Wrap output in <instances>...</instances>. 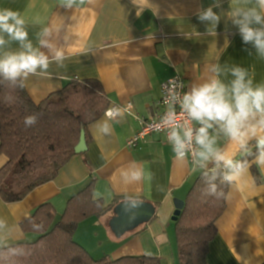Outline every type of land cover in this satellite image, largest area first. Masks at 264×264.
Masks as SVG:
<instances>
[{"label":"crops","instance_id":"obj_1","mask_svg":"<svg viewBox=\"0 0 264 264\" xmlns=\"http://www.w3.org/2000/svg\"><path fill=\"white\" fill-rule=\"evenodd\" d=\"M230 2L220 0L221 7L213 10L226 13ZM135 3L94 0L81 8L65 9L60 0H0V8H11L25 17L34 44L36 34L48 26L53 29V42L65 50L64 67L53 63L48 76H31L26 82L25 89L35 103L61 91L71 81L96 80L109 107H132L131 112L110 121V136L95 133V122L89 125L86 152L75 154L54 180L35 188L19 202L6 203L0 198V216L21 228L12 244L38 238L25 232L22 224L41 205L51 204L58 221L67 202L92 183L93 192L104 194L106 199L101 201L109 208L104 215L78 225L74 240L79 245L95 259L148 256L160 258L162 264H179L173 263V200L185 201L200 172L192 170L191 161L176 160L164 133L149 135L133 149L127 142L140 129L142 118L159 113L161 85L170 78L182 77L187 91L193 82L204 78L206 64L220 63L240 65L254 75L255 82H264V59L255 55L250 44L242 42L226 16L216 27V35L208 34L209 25L198 20L197 12L212 6L214 0ZM36 20L40 23H34ZM17 47L12 45L13 49ZM221 146L229 147L227 141ZM241 156L238 152L235 159ZM131 162L154 174L151 182L133 186L131 194L152 204L155 213L150 221L117 235L112 222L121 196L113 190V177ZM258 171L260 181L250 169V178L232 202L226 203L216 222L217 235L209 245L207 264H264V169Z\"/></svg>","mask_w":264,"mask_h":264},{"label":"clouds","instance_id":"obj_2","mask_svg":"<svg viewBox=\"0 0 264 264\" xmlns=\"http://www.w3.org/2000/svg\"><path fill=\"white\" fill-rule=\"evenodd\" d=\"M93 2L60 0V6L77 9ZM133 2L136 4L135 0ZM214 7H221L220 0H214L212 6L197 12L198 20L213 29L209 33L208 28V34L216 35V27L222 16H226L237 28L242 42L250 44L255 55L264 59V0H231L226 13L215 12ZM13 44L18 47L13 49ZM66 58L64 48L53 42L51 27H42L34 44L29 38L25 17L11 8H0V83L13 89L24 88L29 77L48 76L53 63L64 67ZM204 72V78L193 82L187 91L183 90V82L168 80L164 86L167 110L156 130L166 131V141L177 161L183 163L190 158L192 170L200 172L205 185L204 196L231 203L250 178L249 170L253 166L264 169V82H255L254 75L240 65L208 63ZM5 99L10 102L13 97L7 95ZM126 111L119 106L109 108L105 118L92 126L94 132L110 136V121L122 117ZM23 122L25 127H32L38 122V115H27ZM253 140L254 153L250 147ZM222 141H227L229 147H222ZM238 152L243 158L235 159ZM7 159L6 155H0V165ZM153 179L151 171H145L143 165L135 162L119 169L113 177V190L121 196L123 210L131 219L142 206V201L131 194V188ZM221 185H226L228 190ZM92 197L98 208L103 207L104 194L94 191ZM32 227L38 231L43 225L33 222ZM20 233L19 224L0 216V261L4 264H14L15 257L26 254L24 248L12 244Z\"/></svg>","mask_w":264,"mask_h":264},{"label":"trees","instance_id":"obj_3","mask_svg":"<svg viewBox=\"0 0 264 264\" xmlns=\"http://www.w3.org/2000/svg\"><path fill=\"white\" fill-rule=\"evenodd\" d=\"M7 95L13 97L10 102L5 99ZM108 107L109 100L96 80L71 81L40 103L29 97L25 87L13 89L0 83V155L8 157L0 169V198L6 203L19 202L35 188L54 180L75 155L82 130L86 132ZM30 114H37L38 122L25 127L24 117ZM250 147L254 153L255 143ZM251 171L259 182L257 167ZM204 187L199 175L176 221L179 264H207L209 245L217 235L216 222L226 209L224 200L204 196ZM221 187L228 190L226 185ZM92 194L91 183L67 202L58 221L51 204L41 205L22 224L25 232L35 233L38 238L13 244L26 253L15 257L14 264H162L160 258L148 256L95 259L79 245L74 240L78 225L104 215L109 208L102 201L103 207L98 208ZM33 222L42 224V229L34 230Z\"/></svg>","mask_w":264,"mask_h":264},{"label":"water","instance_id":"obj_4","mask_svg":"<svg viewBox=\"0 0 264 264\" xmlns=\"http://www.w3.org/2000/svg\"><path fill=\"white\" fill-rule=\"evenodd\" d=\"M87 144H86V133L84 130L81 132L80 142L75 148V154H81L86 152ZM174 203V213L172 220L177 221L179 218L183 208H184V201L178 198L173 200ZM116 217L112 222L113 230L116 232L117 235L122 234L123 232L133 230L138 227L140 224H144L150 221L155 213V208L150 203H145L142 201V206L139 208L136 216L134 219H131L129 214H127L123 210V206L121 203L117 205L115 209Z\"/></svg>","mask_w":264,"mask_h":264},{"label":"built area","instance_id":"obj_5","mask_svg":"<svg viewBox=\"0 0 264 264\" xmlns=\"http://www.w3.org/2000/svg\"><path fill=\"white\" fill-rule=\"evenodd\" d=\"M170 79H177L178 81L183 82L184 85H185L183 90L186 91V84H185V81L183 80L182 77L175 76V77L170 78ZM167 82H168V80L161 85V98L158 101L159 113L157 115L153 116V117L142 118L140 120V129L127 142V147L129 149L136 148L137 146H139L140 143L144 142L145 139L149 135H151L153 133H164L166 135V131L165 130L157 131L156 127L159 124L161 118L164 116V114H165V112L167 110V106H166V104L164 102L165 101V88H164V86L167 84ZM116 106H118V105H113V106H110L109 108L116 107ZM121 108L126 109L127 110L126 112H131V110H132V107L130 105H128L126 107H121ZM106 111H105V113H106ZM179 111L180 110L177 107V113H178V117L177 118H178V120L182 119L181 117H179ZM105 113H104V116H105ZM188 160L190 161V158Z\"/></svg>","mask_w":264,"mask_h":264},{"label":"rangeland","instance_id":"obj_6","mask_svg":"<svg viewBox=\"0 0 264 264\" xmlns=\"http://www.w3.org/2000/svg\"><path fill=\"white\" fill-rule=\"evenodd\" d=\"M172 217H173V215H172ZM171 223H172V228H171V231H172V236H173V249H174V254H175V257H176V259H175V257H174V262L173 263H179L178 262V255H177V241H176V236H175V228H176V221H171Z\"/></svg>","mask_w":264,"mask_h":264}]
</instances>
